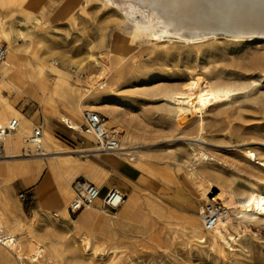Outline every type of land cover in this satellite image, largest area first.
<instances>
[{"label":"rangeland","instance_id":"374dc122","mask_svg":"<svg viewBox=\"0 0 264 264\" xmlns=\"http://www.w3.org/2000/svg\"><path fill=\"white\" fill-rule=\"evenodd\" d=\"M129 3L137 4L132 0H0V44L6 47L7 55L11 53L9 45L17 46L22 81L37 93L34 99L11 92L7 99L12 109L31 123L26 137L46 122L57 123L71 134L60 118H71L81 125L85 110L107 118L104 110L84 108L92 97H101L116 115V125L107 120L109 127L118 130L120 143L128 134V146L145 159L132 163L120 156L131 166L138 165L141 177L126 191L115 188L125 196L119 209L109 212L95 203L70 217L66 208L73 197L72 184L78 179L66 183L63 176L68 169L75 173L87 168V161L97 163L98 157L73 153L78 150L77 143L67 146L50 135L57 155L4 163L26 165L31 171L38 166L45 189L35 199L18 190L28 179L0 184V228L7 233L16 225L25 237L22 244L15 236L25 259L16 263L0 246L7 256L0 264H264V221L247 227L241 235L228 228L235 241L229 242L230 247L224 246L222 254L213 250L208 240L211 233L203 231L196 217L206 205L222 203L214 199L215 188L207 195L212 201H204L195 191L194 181L186 177L200 168L194 164L187 140L196 138V134L190 127L176 130L174 116L164 109L171 102L159 97L166 87L180 86L189 77L218 86L223 83L220 88L231 90L202 116L201 137L207 143L202 144L204 155L216 157H210L205 166L239 190H246L247 178L234 168L245 170L260 179L256 186L263 189L264 169L255 161L245 162L241 151L249 149L264 163V39L234 40L220 34L197 43L168 40L166 36L161 42L134 38L133 22L124 18ZM132 11L137 21L147 24L146 18L138 17L135 7ZM92 59L113 68L95 85L87 80L94 75L89 64ZM4 70L5 65L0 83L7 82ZM230 85L241 89L234 90ZM44 88L48 92L41 96ZM153 89L155 96L153 91L150 94ZM69 98L80 104V110L66 104ZM73 137L80 139L81 135L73 133ZM22 146L25 150L26 143ZM104 160L115 164L110 157ZM34 176L32 173L28 177ZM3 181H7L5 176ZM193 223L207 238L205 244H198L186 230ZM34 241L50 253L48 257L43 254L37 263L30 262V249H26V244L32 247ZM85 242L89 244L87 253L83 250Z\"/></svg>","mask_w":264,"mask_h":264},{"label":"bare ground","instance_id":"6f19581e","mask_svg":"<svg viewBox=\"0 0 264 264\" xmlns=\"http://www.w3.org/2000/svg\"><path fill=\"white\" fill-rule=\"evenodd\" d=\"M133 1L137 4L129 3L130 10L124 13V18L128 22H133L132 35L134 38H146L161 42V37L166 36L168 40L173 38L185 43H197L201 39L215 37L220 34L221 36H227L234 40L254 41L255 39H264V0H132V2ZM132 7H135L138 10V17H144L147 19V24H141L137 21V18L132 11ZM2 40H5V38H2ZM9 46L11 53H8L7 55L5 67L8 71L15 70V73L10 76L9 80L11 81L8 86H5L3 82L0 83V123L4 121L6 116H11L10 120L16 118L20 123V127L16 133L8 136L1 144L0 184L12 182L18 177H21L26 181L30 174L32 175L33 173L35 176H38L41 172V169L38 166L35 171H31L28 166L22 164L4 165V163H16L27 160L28 156L24 155V148L22 145L26 142V138L28 137H26V133L31 129V123L12 109L6 101V97L8 94H11V92L34 97L33 91H30L22 81V76L19 71L20 66L17 64L20 60L19 53H16L15 47L17 46ZM89 64L93 68L94 75L89 76L87 80L88 82H93L94 85L102 78L109 76L113 69H108L96 59H92ZM90 84L92 85V83ZM213 84H210L208 81H203L198 77H189L180 86L178 85L177 87L170 89H167L166 87L160 92L159 97L171 102V105H168L167 103V105L163 107L168 114L174 116L176 130L180 131L190 127L196 134V138H190L187 140L189 141V149L193 152V158H195L194 164H198L197 166L200 165V168L196 169V171L193 169L194 171H190V174L186 175V177L194 181V188L196 186L195 191L197 190L196 192H198L201 198L207 203L212 201L207 195H209L210 190L215 188L217 194L214 199H219L227 210L226 214L220 219L214 230L210 232L211 237L208 239L212 244L211 246L213 250L216 249L215 251H217L218 254H222L223 247H230L229 242L235 241L234 238L231 237V234L228 233V228L237 231L236 234L241 235L247 227L264 221V188L262 189L256 186L257 183H261L256 175H252L245 170L241 171L236 168H234V170L239 175L247 178V188L246 190L233 188L227 183V179L223 180V178L218 177L213 170L207 169V165L205 166L206 162L210 161L209 158L214 157H207L204 155L205 151L202 144L207 143L201 137L204 131L202 116L211 105L219 99L221 100L224 97H227V93H230L231 91L230 88L236 86L230 85V91H227V87L226 89L225 87L220 88L221 86L223 87V83L222 85L220 84V86H218V83ZM158 85L161 86V84ZM155 88L158 89V87ZM237 88L239 87L237 86ZM237 88L235 87L234 90ZM154 89L150 91V94L152 91L153 94L155 93ZM159 89L162 88L159 87ZM45 92L46 91L42 89V94H45ZM148 94L149 92L145 93V95ZM66 100L74 109L80 110V104L75 102L74 98ZM86 107L92 110H104V113L112 125L118 123L116 115L108 109V104L104 98L92 97L84 103V108ZM60 122L69 130L80 131V125L74 122L71 118L61 117ZM11 136H14V138L8 140ZM128 138V134L123 136L120 143V153L118 157L122 156L123 159L126 158L128 159V162L131 161L132 163H135L134 161H136V159H140L142 162L145 161L142 156L132 151V148L128 146L129 144L126 142ZM18 150L19 152H16ZM40 151L41 153L37 155V157H40L38 159H47L50 155L53 156L58 153L57 151H54L51 138L44 133L40 140ZM73 153L82 154L83 152L75 151ZM241 154L245 162L249 163L250 161H255L256 165L264 169V163L257 160L249 149L242 150ZM86 166L87 168H82L80 172L75 173L68 169L65 173V177L63 176V179L66 183L72 178L81 179L100 187V185L107 180L106 175L108 174L91 163H87ZM136 168H138V165H136ZM49 170L50 173H52L53 165H51ZM3 176L7 178V181L2 182ZM214 184L216 185L215 187L213 186ZM98 186L97 188H99ZM188 221L190 220L188 219ZM192 222L194 221H191V223ZM186 230L195 236L198 244H205L207 242L205 235L198 232L199 228L196 224H190ZM14 233L18 235H14ZM7 234L14 238L16 246L11 250L3 248L8 250L7 252L9 255L16 263H18L21 259H25L24 253H20L23 251L21 243L24 244L22 240L25 239V237L22 236V230L16 225L11 229H8ZM15 236L21 238L20 244ZM32 243V247L26 244V249H30V254L28 255L30 262L37 263L38 260L43 257V254H46L47 257L50 256V253L47 250L48 248L43 247L37 241ZM88 249L89 244L85 242L83 245L85 253L88 252ZM92 253L93 252H91V254ZM103 253L104 251L101 252L100 256H103ZM6 257V254L0 250V260L5 259Z\"/></svg>","mask_w":264,"mask_h":264},{"label":"built area","instance_id":"2783aa9c","mask_svg":"<svg viewBox=\"0 0 264 264\" xmlns=\"http://www.w3.org/2000/svg\"><path fill=\"white\" fill-rule=\"evenodd\" d=\"M7 59V49L0 44V82L2 81V67ZM75 72V71H74ZM80 131H72L81 135L77 141L79 149L86 157H99L100 155H115L120 153V141L118 130L108 126V120L99 113L85 110L81 114ZM19 122L16 119L0 123V147L3 141L10 135L17 132ZM68 129V128H67ZM69 130V129H68ZM43 135L41 126L34 127L26 138V149L24 155L36 157L41 153L40 140ZM73 197L68 204L66 211L68 216H73L84 209H88L99 199V189L92 183L78 179L72 184ZM22 198V195H19ZM125 202V196L116 189H110L101 199V208L114 212ZM226 208L219 203L213 202L201 208L197 212V218L203 231L211 232L226 214ZM0 246L11 250L15 248L14 238L10 237L0 228Z\"/></svg>","mask_w":264,"mask_h":264},{"label":"crops","instance_id":"0c3cea01","mask_svg":"<svg viewBox=\"0 0 264 264\" xmlns=\"http://www.w3.org/2000/svg\"><path fill=\"white\" fill-rule=\"evenodd\" d=\"M16 53H19L17 49H16ZM14 73H15V70L8 71L5 67L4 74L7 77V82H3L5 84V86L9 85V82L11 81V80H9L10 76ZM39 85H40V89H41V87L43 86L42 83L39 82ZM27 87L30 91H33L34 97H32V98H34V99L37 98V93L33 90V88L31 86H27ZM44 89L46 91L45 94H47L48 90L46 88H44ZM52 90H53V87L51 89H49V93H48L49 100H50V93L52 92ZM40 94H41V96H45V94H42L41 92H40ZM8 96H9V94H8ZM8 96L6 97V101L8 99ZM41 99H42V97H41ZM67 102H66V104H68L71 108H73L72 105H70ZM3 107H4V105H3ZM42 128L45 130L43 133L46 134L48 137L51 138V136H56L63 143H65L67 146L71 145V143H74V142L77 143V141L79 140V139H75L73 137V133L69 134V131L67 132V131L63 130L62 128H60L57 123L54 124L51 122H46V123H43ZM77 145H78V143H77ZM52 146H53V148H56L53 145V143H52ZM77 149H79V146ZM76 151H78V150H76ZM104 157L112 158L114 160L115 164H111V163L105 161ZM96 161H98V162L96 163V162L87 161V163H91V164L97 166L99 169H101L102 171H104L108 174L107 180L103 184H101L100 187L98 188L99 189V199L97 200L96 203H100V207H101V199L106 195V193L110 189H115L117 186H120L121 189L126 191L130 187V185L137 182L139 180V178L141 177V173L136 167H133L130 164L124 162L118 156L100 155L98 157V159H96ZM19 179L23 180L21 177H18V178H15L13 181H16ZM39 180H40V176H35L34 178L32 177V179L30 177V178H28V182L20 184V186L18 187V190L23 191V192L26 191L27 193H30L33 198L37 199L38 197H40L42 195V193L44 192V189H45V186L43 185V180H40V182H39ZM36 184H37V186L32 188L33 185H36ZM12 190L15 194V189L12 188ZM82 219L79 221L80 223L84 222V220H82Z\"/></svg>","mask_w":264,"mask_h":264},{"label":"water","instance_id":"95a60500","mask_svg":"<svg viewBox=\"0 0 264 264\" xmlns=\"http://www.w3.org/2000/svg\"><path fill=\"white\" fill-rule=\"evenodd\" d=\"M213 192H216V189H213Z\"/></svg>","mask_w":264,"mask_h":264}]
</instances>
